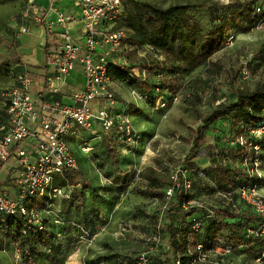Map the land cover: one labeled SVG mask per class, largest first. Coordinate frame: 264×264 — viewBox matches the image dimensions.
Listing matches in <instances>:
<instances>
[{
    "label": "built area",
    "instance_id": "obj_1",
    "mask_svg": "<svg viewBox=\"0 0 264 264\" xmlns=\"http://www.w3.org/2000/svg\"><path fill=\"white\" fill-rule=\"evenodd\" d=\"M130 1L76 0L84 24L83 44L73 39L68 29L72 18L54 7V0L50 1L51 10L56 14L54 21L44 20L46 10L35 2H31L27 10L12 19L11 26L16 27L14 35L17 39L29 34V23L36 21L44 22L45 33L55 37V40L46 50L45 62L48 72L44 75L45 90L34 94V78L21 70L0 96V164L16 160L20 170L16 180V198L0 188V230H7V224L15 216L25 217L30 230H45V217L53 215L54 200L60 203L70 195L68 189L55 186L56 179L61 178L66 171L79 168L78 151L83 154L92 151L88 148V141L84 136L86 132L93 134L97 130L101 132L102 137L109 136L114 143L121 144L126 149L138 146L140 136L129 119V106L124 105V111H119L117 106L120 102L114 89L115 81L110 77L109 70L111 66L122 69L129 66L131 55L136 53L143 61L136 63L141 66L133 69L132 77L144 81L148 77L150 58L162 63V54L151 45L133 46L126 30L119 27L125 6ZM256 11L261 14L264 8L258 6ZM233 40L234 37L228 38L229 43ZM77 64L82 66L83 88L71 95L70 104L54 99L60 92L59 85L67 83ZM243 64L242 75L247 79L248 61ZM158 78H162V73ZM156 92V102L161 108L179 100L178 96H172L166 101L158 88ZM263 136L264 126L251 131V138L254 140L262 139ZM234 144L260 151L259 145L253 141L247 143L242 136ZM243 166L249 167L250 176L262 177L258 158L252 163L246 160ZM135 172L139 174L141 171ZM170 178L171 185L164 191L165 204L159 218L160 224L163 222V213L173 202L175 194L183 190L188 198L192 189V181L188 178L187 171L179 169ZM256 185L245 183L235 193L259 219V227L250 229L249 233L255 238H264V195ZM232 194L223 192L217 195L226 207L233 210L237 206L232 203ZM45 197L47 201L43 210L27 205L31 199ZM199 201L188 198L182 203V209L203 208V202ZM52 223L64 226L60 208L53 215ZM191 229L193 233L202 232V222L193 219ZM82 232L84 236L81 238H88V232L84 229ZM62 237L59 233L58 238ZM169 249V245L164 243L159 225L158 230L149 239V246L137 256L135 264H154V257L168 252ZM197 250L200 255L193 259L192 264H219L221 257L232 254L233 247L217 240L211 250L205 251L204 244H199ZM257 263L264 264V248ZM176 264H181L180 259H177Z\"/></svg>",
    "mask_w": 264,
    "mask_h": 264
},
{
    "label": "trees",
    "instance_id": "obj_2",
    "mask_svg": "<svg viewBox=\"0 0 264 264\" xmlns=\"http://www.w3.org/2000/svg\"><path fill=\"white\" fill-rule=\"evenodd\" d=\"M12 1L0 0V4ZM129 4L134 8L132 12L126 10ZM258 6L264 8V0L228 4L202 2L174 5L166 9L158 8L147 0L144 2L131 0L125 6L123 20L119 27L125 28L126 31L128 28L131 31L129 42L133 46L151 45L161 54L163 53L164 57L162 63L156 60L152 67L150 65L148 77L144 81H138L132 77V71L138 65L132 64L131 61L130 65L124 69L111 66L110 77L115 82L119 81L136 88L149 101L156 102L158 97L156 89L158 88L163 99L169 101L172 96H178L176 91L181 77L190 76L198 69L207 66L211 59L223 49L227 39L234 37L233 30L238 28L251 30L264 21V11L258 14L256 11ZM194 10L204 11L208 16V23L204 24L198 19L193 13ZM16 63L18 61L10 60L0 64V79L2 71L5 70V77H9L7 84L14 80L18 72H21L13 68V64ZM160 73H162L161 79L158 78ZM235 95V101L228 102L203 117L195 131V136L189 140L191 148L186 156V162L192 161L193 163V160L208 162L206 167L194 170L191 166H183L181 170L187 171V176L192 181V189L188 198L195 199L193 195L196 193V181L198 180L206 184V190L201 198H206L207 195L232 192V203H235L237 207L232 210L218 200L223 206L220 205L216 209L204 206L183 210L182 203L188 198L183 190L178 191L166 210L168 220L166 232L170 249L154 257V264H170L171 249L174 253L175 264L177 259H180L181 264H192L193 259L200 255L197 250L199 244H204L205 251H207L213 248L217 240L233 247L232 254L221 257L219 264H235L231 260L234 254L241 258L248 256L251 260V263L243 261L239 264H259L257 260L264 248V238H255L249 233L250 229L259 227V219L251 208L239 199L235 191L245 183L250 186L257 184L256 186L260 189L264 184V136L258 140L251 138L252 130L264 126V86H259L254 90H236ZM54 99L59 98L56 95ZM131 111L129 108V115ZM226 118L229 119L231 126L237 127L234 142L242 136L247 143L253 141L254 144L259 145L260 151L256 152L249 146L242 147L233 144V147H229L228 155L233 160L238 158V162L233 163L229 160L232 164H228L217 158L215 145L209 142L207 137L214 125ZM101 144L104 153L108 155L105 162L108 164L113 162V166H118L120 159H124L120 158L119 152L126 148L114 143L109 136H104ZM256 158L260 161L261 178L256 175L250 176L249 167L243 166L246 160L252 163ZM82 177L83 173L79 166L77 170L66 171L61 178L55 181L56 187L70 191L69 198L60 202L64 226L52 223L51 217H45L43 232L30 230L27 220L22 216H15L7 224V230L4 231L11 236L12 241L22 247L23 257H27L29 262L40 258V261L59 260L60 264H64L70 253L71 241H74L71 236L74 230H78L80 236L83 237L82 229H84L88 232V238L93 237L98 217H86L84 200L88 187L82 184ZM139 177L144 180L146 193H151L153 197L159 195L160 191L164 195L165 189L171 185L170 176L165 178L154 168H146L139 174ZM83 183L87 182L84 180ZM80 185L81 188H78ZM46 201V197L31 199L27 205L43 210L46 207ZM55 202L58 200H54L53 203ZM94 206L99 212L104 210L100 204ZM70 211L73 212L74 217L69 215ZM64 214L69 215L70 219L75 218V221L65 219ZM218 214H223L221 220ZM193 219L202 222V232H192ZM161 231L164 238V231ZM59 233L63 236L61 239L58 238ZM135 260L132 264H135ZM89 263L94 264L95 262Z\"/></svg>",
    "mask_w": 264,
    "mask_h": 264
},
{
    "label": "rangeland",
    "instance_id": "obj_3",
    "mask_svg": "<svg viewBox=\"0 0 264 264\" xmlns=\"http://www.w3.org/2000/svg\"><path fill=\"white\" fill-rule=\"evenodd\" d=\"M147 1L158 8L166 9L183 4L202 2L228 4L250 0ZM31 2L35 0H13L0 4V64L11 59L17 61L20 58L12 57L18 45V39L14 35V29H10V22L27 10ZM126 10L132 12L134 8L129 4ZM193 13L204 24L208 23V16L204 11L194 10ZM126 32L129 36L131 31L127 28ZM232 35L235 37L234 40L229 43L227 39L223 49L211 59L207 66L198 69L190 76L181 77L176 91L179 100L166 108H161L154 100L140 99L139 96L142 95L136 88L126 83L115 82L117 100L128 104L132 110L129 119L140 134L139 144L134 148L125 149V157L120 159L118 166H113V162L111 164L105 162L108 155L104 153L100 139L87 143L88 148L92 150L90 153L77 152L79 166L83 173L82 184L88 187L85 192L84 212L86 217H98V223L92 238L82 239L78 230H72L71 236L74 241H71L69 257L65 260V264H90L89 262L132 264L133 260L147 249L149 239L158 230L159 225L165 234L164 243L169 244L166 232L167 211L163 213V222L159 223L165 204L164 195L162 191L156 197L146 193L144 180L139 177V174L146 168H154L167 178L183 166H191L194 170L205 168L208 162L197 160H193V163L186 162V156L191 148L189 140L195 136L201 119L218 107L235 101L236 90H254L264 86V21L251 30L235 29ZM30 39L33 46L29 50L24 48L23 51L30 54L28 59L30 64L43 65L44 42L36 40L33 36ZM147 57L152 56L147 55ZM163 57L162 53V59ZM142 61L136 53L131 55L132 64ZM245 61H248L247 79H244L242 75ZM153 62L155 59L150 58L151 67ZM138 66L141 65L138 64ZM4 73H6L5 70L2 71L0 79V96L8 85L9 77H5ZM236 132L237 127L231 126L229 119L226 118L216 123L207 137V140L215 145L216 157L228 164H232L229 160L233 163L239 160L238 158L230 159L228 155L229 147H233ZM84 136L86 140H89L91 132H86ZM135 170L141 172L138 174ZM84 180L87 183H83ZM78 188H81V185ZM205 190V182L197 180L196 193L193 195L195 200L203 202V206L219 208L222 204L218 201L220 198L218 195H207L206 198H201ZM260 192L264 195V184L261 185ZM95 204H100L104 210L99 212ZM59 207V201L55 202L53 210L57 212ZM69 215L75 216L72 211ZM68 216L64 214L65 219L75 221V218L70 219ZM218 217L221 220L223 214H218ZM169 253L170 264H175L172 249ZM14 260V262L5 260L4 264H16L17 259ZM34 260L29 263L46 264L40 261V258ZM231 260L235 264L243 261L251 263L248 256L241 258L237 254H234ZM19 264H21L20 261Z\"/></svg>",
    "mask_w": 264,
    "mask_h": 264
},
{
    "label": "crops",
    "instance_id": "obj_4",
    "mask_svg": "<svg viewBox=\"0 0 264 264\" xmlns=\"http://www.w3.org/2000/svg\"><path fill=\"white\" fill-rule=\"evenodd\" d=\"M51 0H35V3L46 10L45 13V19L47 21H54L56 19V14L51 10ZM54 7L59 8L64 13H66L68 16L72 18V20L69 22L68 29L70 30V33L73 37V39L79 43L83 44V28L84 24L81 18V13L79 8L77 7L76 0H54ZM34 24H36L34 26ZM43 23H38L36 21H31L29 23V34L22 36L20 39H18V45L15 48V52L12 55V57H20L18 58V63L13 65V68L18 70H23L32 75V77L35 80V84L32 88V91L34 94L40 93L45 90L44 85V75L48 72L46 68V50L47 47L52 43V41L55 40V37L49 36L45 33V29L43 26ZM11 25V22H10ZM16 30V27L12 28ZM14 31V30H13ZM33 36L36 40H42L43 43V49H44V62L43 65H32L30 64V61L28 60L30 57V54L23 51L24 48H28V50L33 46L32 40L30 37ZM29 54V55H28ZM12 60V59H11ZM84 85V75L82 66L80 64L76 65L75 70L72 72V74L67 79V83L60 86V92L57 93V97L63 101L64 103L70 104L71 103V95L83 88ZM114 89H116V85H114ZM118 109L119 111H124L123 107L124 104L122 101H119ZM104 137V136H103ZM102 134L99 131H95L93 134L91 133V138L89 141L99 140L100 144L103 140ZM125 149H122L120 154V158H124ZM0 188L4 191H6L11 197L16 198L18 196V189L16 186V180L19 176V165L16 160H11L10 162L2 165L0 164ZM222 204H224L223 200L221 198L218 199ZM213 207V206H210ZM61 210V206L59 207ZM56 211L53 212V215ZM52 215V216H53ZM51 215L48 217H51V220H53V217ZM9 237V238H8ZM8 238V241H7ZM65 256V255H64ZM0 264H4L5 260L14 262V259H17L16 264H19V261L21 264H30L27 257H23L22 253V247L19 244H16L14 241H12L11 236L5 232L4 230H0ZM69 257V256H68ZM67 257V258H68ZM158 257V256H156ZM160 258V256H159ZM99 259V258H97ZM67 260V259H66ZM46 264H60L59 260L56 261H43ZM65 264V262H64Z\"/></svg>",
    "mask_w": 264,
    "mask_h": 264
}]
</instances>
